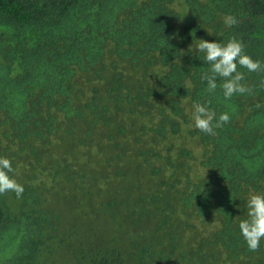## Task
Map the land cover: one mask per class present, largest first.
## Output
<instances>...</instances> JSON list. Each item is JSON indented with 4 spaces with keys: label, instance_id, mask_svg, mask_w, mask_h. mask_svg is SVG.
Instances as JSON below:
<instances>
[{
    "label": "trees",
    "instance_id": "16d2710c",
    "mask_svg": "<svg viewBox=\"0 0 264 264\" xmlns=\"http://www.w3.org/2000/svg\"><path fill=\"white\" fill-rule=\"evenodd\" d=\"M229 15L238 21L232 27L224 23ZM232 38L264 64V0H0V157L11 161L15 179L24 155L44 179L66 178L75 194L89 204L95 199V225L108 230L104 241H77L70 264H264V239L251 252L238 227L249 195H264V72L238 66L253 93L226 100L219 78L216 91H207L201 77L209 65L192 52L201 39ZM195 103L217 117L228 113L230 121L215 135L199 131L191 118ZM93 126L106 149L144 141L147 158L163 160L177 149L173 169L182 174L173 182L165 179V161L149 167L139 158L148 174L134 185L136 198H126L129 156L100 160L112 185L69 167L66 153L60 169L46 167L39 148L52 150L76 127L89 136ZM58 127L63 134L54 135ZM90 144L73 139L70 149L91 164L101 147ZM35 180L38 187L30 175L20 176V198L0 195V264H58L52 251L64 240L40 207L38 189L47 184ZM136 216L147 222L132 237Z\"/></svg>",
    "mask_w": 264,
    "mask_h": 264
},
{
    "label": "rangeland",
    "instance_id": "374dc122",
    "mask_svg": "<svg viewBox=\"0 0 264 264\" xmlns=\"http://www.w3.org/2000/svg\"><path fill=\"white\" fill-rule=\"evenodd\" d=\"M155 109L157 110V112L158 110H162V115L165 117L164 106L158 104ZM148 124L150 123L148 122L147 125ZM152 124L153 122H151V125ZM88 129H91L89 136L84 132L85 128L76 127L72 131L70 136L64 138L62 144L60 139L57 138V144L53 146L52 150V146H44L39 148V155L41 158L44 159L46 167L52 169H60L63 156L66 153L65 159L68 162L69 167L76 168L74 166L78 165L77 170L84 171L86 173H89L90 175H93L94 172V176L96 177L95 181L98 184L112 185V181L114 180V178L108 179L105 177V174L103 173L107 171V168L101 165L100 160L106 157L115 156L116 154L129 156L132 159L131 167L128 169H122L124 174L130 172L132 174L131 178L133 179L132 190L124 194L126 198H136L137 194L134 185L139 179L143 177L145 178L148 174V168L146 166L140 168L142 166V160H144V162H146L149 167H161L163 162L165 161V179L171 180L173 182H175L182 174L181 169H178L176 172L173 169V167L179 165L178 161L176 160V154L178 152L177 149H175L172 154L165 155V160H163L161 157H153V159L147 158V153L143 151L147 149V145L144 141H142L141 145L139 146L138 142L133 143L130 146L128 144H122V150L116 148L112 149L110 147L106 149L103 148V145L101 143L102 139L101 141L100 139H98V135L100 133L99 128L93 126ZM53 133L54 135L57 133L63 134V131L58 127L54 129ZM73 139L81 140V147L92 146L90 144L91 142L97 143L101 147V151L99 153L91 155L92 159H94L91 164L86 161V158L84 157L85 154L82 156H77L72 153L70 148ZM152 142H154V139H152ZM191 147H194V145L192 144ZM61 148H63V154L59 156L58 154ZM72 155L81 159L78 164L74 163V158ZM139 158H141V161H139ZM95 162L100 165L98 166V169L95 168ZM22 166L25 168L21 167L20 169L19 165H17L15 171L17 178L15 179L13 177L18 183L20 182V176L25 175L26 173L27 175H30L32 177V183L35 185V187H38V183H36L35 178L37 179V182L47 184L44 188L38 189L39 194H41L40 207L48 212H51V215L56 219L55 234L59 237V239L64 240L63 246H59V244L55 245V248L52 251L53 256L51 257V259L56 260L58 264H70L72 263L71 261L77 259L78 256V252H76L77 248L72 250V248L77 245V241L82 240L84 242H96L98 241V239L102 241L105 240L108 230L105 228L100 230L95 225L96 223H98L94 218L97 212V209L94 206L95 199H93L92 204H89V197L80 194H75L73 188L65 183L66 178L64 177H61V179L52 180L51 182L49 180L44 179V177L35 170V162L28 155H24L22 157ZM13 174L14 171L12 172V175ZM163 174L164 172L162 171V175L160 176L164 178ZM139 175H141V177H139ZM197 175L198 176H196V178L199 182L203 174L200 173ZM119 179L123 183H125L123 178ZM186 187L187 193L194 191V188L192 189L191 186ZM176 202L175 208L178 210H185L188 214V218L191 219L192 217L189 214L188 209L186 207L183 208L179 203ZM145 215L146 217L150 216L148 213H146ZM134 218V222L137 224V227H131L132 237L134 236V233L136 235V233L139 231L138 223L146 224L147 222L145 219H137V216ZM193 223H195V221ZM212 231L215 232V230ZM120 238L122 240H125L126 235L124 233H121ZM79 264L84 263L79 262Z\"/></svg>",
    "mask_w": 264,
    "mask_h": 264
},
{
    "label": "clouds",
    "instance_id": "9594fccd",
    "mask_svg": "<svg viewBox=\"0 0 264 264\" xmlns=\"http://www.w3.org/2000/svg\"><path fill=\"white\" fill-rule=\"evenodd\" d=\"M224 23L232 27L238 23L234 16H226ZM209 33V32H208ZM211 34V33H209ZM194 55L209 65L208 71L201 77L207 83V91L214 93L218 87L217 79L223 81L219 87L223 91L226 100L234 95H244L253 93V89L242 83L244 74L237 71L238 66L248 72H264V64L258 60H253L245 53L242 42L235 38L230 39L226 44L199 40V43L192 48ZM261 88H264V80H261ZM191 118L193 125L199 131L215 135L216 129L222 128L230 121L228 113H221L218 117L215 111L200 103L192 106ZM11 161L0 157V195L14 192L17 198L22 197L23 186L9 176L13 172ZM246 219L239 222L238 227L247 248L251 252H256L260 248V242L264 239V195L250 194L246 200Z\"/></svg>",
    "mask_w": 264,
    "mask_h": 264
}]
</instances>
